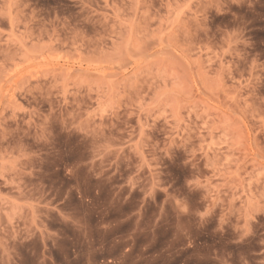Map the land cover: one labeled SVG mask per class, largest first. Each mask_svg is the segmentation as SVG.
I'll return each mask as SVG.
<instances>
[{"label":"rangeland","instance_id":"374dc122","mask_svg":"<svg viewBox=\"0 0 264 264\" xmlns=\"http://www.w3.org/2000/svg\"><path fill=\"white\" fill-rule=\"evenodd\" d=\"M0 264H264V0H0Z\"/></svg>","mask_w":264,"mask_h":264}]
</instances>
